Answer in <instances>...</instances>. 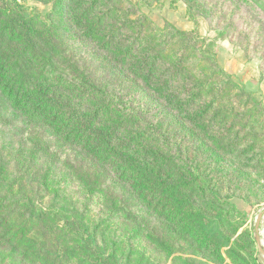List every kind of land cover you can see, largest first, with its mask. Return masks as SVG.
Here are the masks:
<instances>
[{"label": "rangeland", "instance_id": "374dc122", "mask_svg": "<svg viewBox=\"0 0 264 264\" xmlns=\"http://www.w3.org/2000/svg\"><path fill=\"white\" fill-rule=\"evenodd\" d=\"M110 6L120 19H144L145 29L152 30L146 34L154 41L155 34L163 35L164 30L185 34L190 44L186 66L202 72L201 80L209 78L199 87L201 94L175 113L159 104L156 108L134 88L121 101L118 92L94 95L102 108L91 124L94 130L107 133L104 120L125 117L121 124L106 126L114 149L130 134L148 138L140 154L145 155L144 166L157 172L158 188L149 189L153 175L140 193L142 212L136 219L116 211L110 221L101 222L93 264H264L254 227L262 212L257 233L264 250V94L259 93L264 91V0H0L4 46L20 37L19 32L13 33L15 29L29 41L18 44L19 50L23 44H46L36 48L43 55L31 49L24 56L17 52L20 63L31 62L45 73L23 86L35 84L43 91L50 86L52 98L55 90L79 87L78 76L90 73L95 74L92 81L99 90L121 88L120 82L100 79L108 68L98 58L112 63L111 56L96 55L93 49L102 37L91 31L92 36L85 38L86 27L96 15L98 24L113 17L105 15ZM178 41L172 45L189 46ZM129 71L138 73L140 68ZM1 96L0 92V204L8 210L11 200L33 199L38 207L62 206L64 218L75 207L81 212L90 196V213L96 216L101 194H91L86 179L94 177L102 160L91 152L95 162L77 159L55 135H27V125L3 108L14 103ZM36 120L42 122L41 116ZM57 134L61 139L66 135ZM76 141L78 137L70 138ZM23 147L26 150L20 154ZM27 164L30 171H25ZM116 177L112 174L106 182ZM43 185L47 194L42 190L31 195ZM4 228L0 224V234ZM12 246L0 241V264H31L26 259L10 261L7 250ZM84 256L80 252L77 264H91Z\"/></svg>", "mask_w": 264, "mask_h": 264}, {"label": "trees", "instance_id": "16d2710c", "mask_svg": "<svg viewBox=\"0 0 264 264\" xmlns=\"http://www.w3.org/2000/svg\"><path fill=\"white\" fill-rule=\"evenodd\" d=\"M111 8V6L108 7L105 15L113 17L98 24L99 16L96 15L90 26L86 27L85 38L91 37L92 32L102 37L101 44L95 45L93 49L96 55L111 56L112 63L107 64L103 56L98 58L108 68L104 77L100 79L105 78L110 83L120 82L123 86L118 90H107L109 86L99 90L92 81L95 74L90 73L78 76L79 87L65 91L55 90L52 98L49 95L52 92L50 86L46 89L47 91L45 89L43 91L41 89L43 87H37L35 84L24 87L26 80L34 79L35 75L43 77L45 73L43 74L41 69H35V64L30 61V63H20L19 56L28 54V49L43 55L36 48L46 44L40 45V42H35L29 47L23 44L19 50L21 46L18 44L27 40L23 31L15 29L13 33L19 32L20 37L16 40L11 39L7 46L3 45V35L0 33V92L4 101L8 99L14 103L13 105L4 104L3 108L10 111L13 117L18 118L19 123L27 125L24 128L27 135L41 136L43 133L47 136L55 135L64 146L76 153L77 159L95 162V158L89 154L91 152L102 160L98 161L93 171L94 177L91 180L86 179L89 192L101 194L100 210L96 216H91L89 205L93 198L90 196L81 206L83 208L81 212L78 207H75L70 211V215L64 218H61L64 213L62 206L42 207L40 205L38 207L33 204V199L11 200L9 206H13L8 210L0 204L3 209L0 213V224L3 228L5 227L0 234V241L13 245L10 250H7V257L14 263H21L26 259L31 264H77L80 260V252H83L87 254L84 257L93 264L92 260L95 258L92 259V252L97 251L95 235L101 222L110 221L116 211L123 216H132L136 219V216H140L142 212L139 208L140 193L147 187V182L153 175L149 182L152 184L149 189L158 188L155 183L157 172H152L144 166L145 155L140 154L142 144H147V137L142 135L139 138L137 134H130L128 137L121 138L125 142L117 143L119 146L114 149L115 146L110 144L112 138L110 129L108 131L106 126L114 127L121 124L125 117L117 115L113 120L109 117L104 120L102 122L104 128H102L107 130L104 134L94 130V125L91 126L96 113L102 111L101 107H97L95 94L110 95L111 93L113 95L114 92H118L121 101L128 95L127 92L134 88L144 97H148L156 108L159 104L169 109V112L175 113L176 108L189 106L201 94L202 89L199 87L201 84L204 86L209 78L204 76L205 80H201L202 72L194 73L190 67L186 66L185 59L188 56L190 44L188 39L184 38L185 34L179 31L169 34L164 30L163 35L155 34L157 39L154 41V38L146 34L152 30L145 29L144 19H120L115 15V10H110ZM10 31L12 32L13 29ZM162 37L167 40L163 42ZM176 39H179L178 42L188 43L189 46L172 45V41L176 42ZM142 42L144 43L140 45ZM42 59L41 57V63ZM199 59L202 61L204 58L199 57ZM139 68L138 73L129 71ZM129 76L139 80V83L130 81ZM72 93L75 94L74 97ZM77 104L83 109L76 110ZM39 115L42 122L36 120ZM57 132H61L62 135L66 133V135L61 139ZM71 137H78V141L70 142ZM131 143H135L134 148ZM112 149L115 153L113 156L110 155ZM25 150L26 147H23L20 154H24ZM108 162L110 166L107 167ZM29 164L25 166V171H30ZM112 174L117 177L114 182L107 183V178ZM100 177L102 180L99 179ZM127 182L131 183V187L126 186ZM16 187L17 183L11 186L12 189ZM42 187L37 190L38 193L32 189L31 195L35 196L42 190L47 194V187L44 185ZM3 188L8 191L7 186ZM134 192L138 193L137 196H129ZM31 206H34V209ZM45 220L48 221L47 226L44 225ZM50 221H53L55 225H50Z\"/></svg>", "mask_w": 264, "mask_h": 264}, {"label": "water", "instance_id": "95a60500", "mask_svg": "<svg viewBox=\"0 0 264 264\" xmlns=\"http://www.w3.org/2000/svg\"><path fill=\"white\" fill-rule=\"evenodd\" d=\"M262 218H263V213L260 212V213L258 214V216L256 217V220H255V226H254V227H255V232H256V234H255V240H256V244H257V249H258V251H259L261 254H263V256H264V250H263V248H262V246H261V244H260V238H259V235H258V233H257Z\"/></svg>", "mask_w": 264, "mask_h": 264}, {"label": "crops", "instance_id": "0c3cea01", "mask_svg": "<svg viewBox=\"0 0 264 264\" xmlns=\"http://www.w3.org/2000/svg\"><path fill=\"white\" fill-rule=\"evenodd\" d=\"M244 83V82H243ZM260 84V83H259ZM245 85V84H244ZM246 88V87H245ZM247 89V88H246ZM248 90V89H247ZM257 91L259 92V90H258V88H257ZM252 93H253V91H252ZM259 93H261V94H264V91L262 90V92H259ZM253 96H255V94L253 93Z\"/></svg>", "mask_w": 264, "mask_h": 264}]
</instances>
